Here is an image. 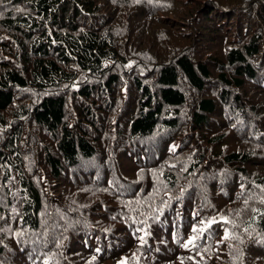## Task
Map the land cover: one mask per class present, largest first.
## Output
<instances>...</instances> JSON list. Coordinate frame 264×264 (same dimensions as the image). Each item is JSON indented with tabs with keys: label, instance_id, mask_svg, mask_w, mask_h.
Masks as SVG:
<instances>
[{
	"label": "trees",
	"instance_id": "trees-1",
	"mask_svg": "<svg viewBox=\"0 0 264 264\" xmlns=\"http://www.w3.org/2000/svg\"><path fill=\"white\" fill-rule=\"evenodd\" d=\"M0 264H264V0H0Z\"/></svg>",
	"mask_w": 264,
	"mask_h": 264
}]
</instances>
